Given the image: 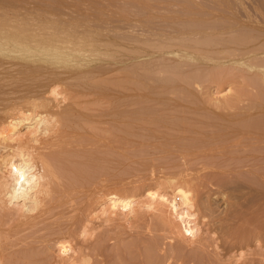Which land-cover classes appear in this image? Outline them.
Here are the masks:
<instances>
[{"label":"bare ground","instance_id":"bare-ground-1","mask_svg":"<svg viewBox=\"0 0 264 264\" xmlns=\"http://www.w3.org/2000/svg\"><path fill=\"white\" fill-rule=\"evenodd\" d=\"M11 21L0 20V53L26 61L14 60V64L20 66L19 71L15 69L17 67L11 68L34 79L36 77L40 79L43 73L47 74L53 79L51 82H54V78L64 76L55 79L58 80L55 84L49 83L50 98L48 96L44 98L45 95L39 98L37 94L40 91L33 89L29 91L27 88L26 98L22 99L21 94L20 99H14L15 103L5 106L7 108L4 113L7 116L0 115V264H108L110 259L107 258L110 257L114 261L122 259L123 262L118 260L115 264H124L123 259H129L126 261L127 264H264L262 225L259 223L262 230L259 232L253 228L255 223L253 227L250 226L252 231L255 229L258 232L252 234L247 230L251 235L248 233L246 236L244 234L238 236L239 234L235 235L233 232V223L240 219L237 218L240 217L237 214L242 209L243 212L244 207L251 205V199L246 196L247 194L238 193L240 190L236 192L232 190L229 194L223 191L230 189L228 185L233 179L227 174L226 176V171L221 168H228L223 163L229 164V158L232 157L235 160L237 156H234V153L237 152L235 155L240 153L243 160L237 157L236 162L232 160L234 165L229 164V168L236 166L238 160L242 161L243 163L239 162L236 166V170L246 168L247 172L251 171L248 172L252 174L250 178L256 176L257 180L263 181L261 178L264 176V44H261L264 42L258 43V37L244 33L248 36L236 35L227 40L209 38L204 42L194 43L195 45L184 41L181 43L182 49L167 51L189 60L185 61L187 63H180L182 67L184 65L189 67L186 71L185 67L183 71L181 66L176 67L177 65L169 68L166 65L159 70L160 73L164 72L162 74H169L170 80L174 81L173 84H178L183 91L189 92L186 93L188 100L189 94L195 92L196 87H200L206 80L211 79L210 81L217 84L230 82L232 86L239 85L243 90L219 99L217 108L230 111L234 107H240L239 109L245 110L239 114L235 111L224 115L222 112L216 113L215 116L218 118L214 119L215 112H212L214 110L211 111L213 117L209 116L210 113L204 112L208 117L204 113L198 115L194 109V111L190 109L191 112L186 109L188 111L180 110L178 116L174 115L175 117L171 118L163 113L158 114L159 109L156 112L146 105L147 99L153 97L150 95L153 91L150 90L155 88L148 89L147 78L152 71L145 68L144 63L140 68L134 67V64L133 69L120 66L118 62L121 61L111 59L115 54L108 52V48L103 50L105 46L101 48L97 45L101 38L96 40L94 35L61 34L59 26H49V22L46 21L38 26L34 24L26 26L25 21L23 25H18ZM211 32L205 36H212ZM104 43L106 42L100 44ZM110 59L116 64L114 69L103 63L109 62ZM56 62L62 63L54 65ZM85 73H92V77L89 78L91 77L90 82L92 80L93 83H88L89 87H86L84 83L87 82L82 81L84 84L82 88L80 85L83 84L75 85L80 88L77 90L80 95H92L91 98L89 96L78 98L79 95H76L75 98L67 99L58 92L60 79L63 80L65 76L74 78L75 75ZM86 76L87 74L84 75ZM173 84L168 86L171 87ZM179 87L176 85L175 89ZM167 89L168 87L165 90ZM251 90H256L257 96L253 95ZM251 95L257 97L252 98L257 101L245 103V100H252ZM192 99L193 97L190 101H194ZM185 112H195L197 115L186 116ZM211 118L214 120L209 121ZM147 121L171 130L197 133L198 136L192 134V143L189 145L188 140L179 138L180 135L175 137L177 143L174 144L177 149L184 145L180 149L183 153L177 154L185 158L187 155L190 157L193 155L199 160L205 159L206 162L209 158L212 160L209 163L213 164L215 157H219L220 161L216 164L218 166L214 167L216 169L220 167V170L225 172V176L222 172H217L220 174L219 178L222 176L227 178V181L218 185L220 195L209 191L204 195L201 192L205 182H202V175L198 173L202 168L194 167L190 169L192 171L197 169L195 174L189 169L176 171L177 173L170 178L165 176L158 184L156 182L155 185L145 187L143 194L135 195L129 192L131 190L129 182L127 183L129 180L122 176L118 177V174L116 176L113 169L119 167L116 166L117 163L121 162V165L126 163L123 159L129 158L133 145L136 144L134 142L131 144L130 141L135 139L132 136L139 137L143 134L142 129L150 123L146 124ZM143 136L139 141L146 144V141H143L148 138L145 134ZM178 138L181 140L180 143ZM118 153L124 158H117ZM222 158L226 161L221 160ZM240 164L243 165L239 166ZM238 172L235 176H238ZM102 192L107 195L106 198L101 197ZM97 207L100 209L96 210ZM203 222V225L207 224L211 232L217 234L216 237L220 239H217L218 244L213 247L215 259L211 257L207 243L203 236L201 237ZM248 225L251 224L248 223L247 227ZM77 226H80V230H77L80 231L78 233L80 239L75 240L73 230ZM102 227L107 228L108 235L100 237L93 244L89 243L88 240L93 238L95 228ZM241 227L243 226L239 228ZM128 238L129 241L133 240L131 244L129 241L125 244ZM112 240L117 241L114 243L117 247H108L107 243ZM219 241L222 242L219 244ZM107 248L111 249L112 254L115 252L113 248H119L121 251H117L118 254L115 252L116 255L113 257L112 254H108L110 252ZM127 253L129 256L124 258ZM130 260L133 262H129ZM104 261L108 263H102Z\"/></svg>","mask_w":264,"mask_h":264},{"label":"rangeland","instance_id":"rangeland-1","mask_svg":"<svg viewBox=\"0 0 264 264\" xmlns=\"http://www.w3.org/2000/svg\"><path fill=\"white\" fill-rule=\"evenodd\" d=\"M0 20L1 21L2 20H6V21L12 20L13 22L15 21V24L17 23L18 25L19 24L23 25V23L25 21L26 24H24V25H26V26L33 25V24L38 26V25H41L40 24L41 22L43 24L46 21V22H49V26H53V27L59 26L58 30L61 31L60 32L61 34L78 35V33H81L83 35H88V34L94 35V36H96L95 38H97L96 40H99L101 38L98 41L97 45L98 46L100 45L101 48L103 46H105L102 48L103 50L108 48L109 49L108 52L110 51L113 54H115L111 59L113 61H116V62L121 61V62H118L119 64H121L120 66L124 65L122 67L133 69L132 66L134 64L136 65V66L134 65V67L140 68V66H142V64L144 63L143 66H146L145 68H147V69L149 68V70L152 71L149 74L150 77L147 78V80L149 81V84L147 82V85H149L148 89H151L152 87H154L155 89L150 90V91H153V92H150V95H152L153 97H151V98L149 97L147 99L146 105L150 106V108L152 107V109L155 110L156 112L159 109L158 114L163 113L166 115V117L170 116L171 118L178 116L180 114L179 113L180 110L181 111H183V110L188 111L186 109H189V110L194 109L197 111L198 115L201 113L203 114L204 112L207 114L210 113L211 114V115L209 114L210 117H213L212 112L213 113L215 112V114H213L214 119L218 118L215 116L216 113L221 114L220 112H222V114L224 115V114L235 111V112H237V114H239V113L244 112L245 110H244V108L239 109L240 107L239 108L234 107L233 109L229 108L230 111L228 109L226 110L224 108H222L223 110L221 108H217L216 105L218 104L217 101L219 99L222 100L224 96L227 97L229 95L228 97H230L233 95V93L243 90V89H241V87L239 85H238V87H237V85H234V84H233L234 86H232L230 84V82H224L223 84H217V82L214 83L213 81H210L211 79L206 80L205 82H203L201 84L200 87H196L197 89L195 92L192 91V94H189L190 100L193 97L192 100H194L195 102L188 100L189 98L187 97L188 95L186 93H189V92L183 91L179 87L178 84H173L174 81L170 80L169 74H167V73L162 74L164 72L160 73L159 70H160V68L161 69L165 68L166 65H167V68H169L171 66L175 67L174 65H177L176 67L181 66L180 67L181 70L184 71V69H185V71H186V68L188 70L189 67L187 65H184L182 67V65H180V63L183 62L182 64H184V63H187L189 60L186 59L185 57L181 58V57H179V55L167 53V51L182 49L181 43H184V41H186V43H190V44L195 45V44L199 43V41L204 42L205 40H207L209 38L219 39V40H227V38H233L236 35H242V34L244 35V33L249 34L250 36L258 37V39H257L258 43L264 42V0H0ZM51 31H53V29ZM209 31H212L210 34L212 36H205V35H207L206 33H208ZM225 31H227V32H225ZM213 32H218V34L215 35V33H213ZM244 36H248V35H244ZM111 38L113 40H111ZM198 38L200 40H198ZM190 39H192L193 41ZM103 42H106V43L101 45L100 43H103ZM177 42L180 44H175ZM263 44L264 43H262L261 45H263ZM177 45H180V46H177ZM120 50H122V51H120ZM136 50H140L141 52L136 51ZM116 52L118 55L116 54ZM112 53H111V55H113ZM130 57L132 59H130ZM111 59H110L111 62L109 61L110 63L104 62V61H103V63L108 68L112 67L114 69V66H116V64H113ZM0 60H2V62H4V63L0 62V63H2V64H0V99H1L0 109L5 108L3 110L1 109V111H0L1 116H4V115L7 116V114L4 113V110H6V108L8 107L7 104L10 105L12 103H15L16 100L14 101V99H20V97H22V95L24 97V98L22 97V99L26 98L25 93L28 92V91H26L27 88L29 91L32 89L38 90V92L40 91L37 94L39 96V98H41L43 95H45V96H43L44 98H48V97L50 98V96L48 95V92L51 89V87L49 89V83L55 84V82L58 81V80L55 81V79H58L59 77L64 76V75H61L58 78H54V76H53L52 78H54V82H51V80L53 81V79H51V76L43 73V76H40V79H39V77H36L37 79L36 78L34 79V77H32L30 75H28V77H26V75H23L24 73L22 74L21 72H18L20 66L17 67L19 64L15 65L14 63H15V61L16 62H19V61L20 62L21 61L26 62L23 59L18 58V57H14L11 55H10V57L8 55L4 56L2 53H0ZM105 61H107V59ZM185 61H187V62H185ZM67 62L70 63L69 61H67ZM61 63L62 62H59V63L56 62L55 64L54 63H52V64L58 65ZM64 63H66V62H64ZM64 63H63V65H64ZM68 63H67V65H70ZM192 63L196 64L197 62H192ZM145 64H147V65H145ZM12 66L14 68L17 67L15 69H17L18 71L15 70L14 68H11ZM147 66H149V67H147ZM62 67L63 66H61V68ZM137 68H135V69L137 70ZM139 70L140 69H138V71ZM86 74H87L86 77H88V78L84 77V75H86ZM157 74H160V76L159 75L157 76ZM161 75H166V76H161ZM48 76L50 77V80H49ZM89 76L92 77V73L91 74L85 73L83 75H81V74L75 75L74 78L73 77L71 78L70 76L68 78L67 76H65L64 79L62 78L63 80L60 79L62 82H60V80H59V83H58L59 85L57 87V90L59 88L58 92L62 93V95H64V96H66L67 99L75 98L76 95H79L78 98H83V97L88 98V96L91 98L92 95H88V96L86 95L85 96V95H80L77 92V90L80 89L78 87V85L83 84V83H81L82 81L87 82V83H84V84H86V87H89L88 83L89 84L91 82L93 83L92 80L90 82L91 77L89 78ZM66 77H67V79H66ZM77 77H79V78H77ZM39 80L42 83L38 82ZM161 80H165V82L163 81V83H162ZM33 83H35V84H33ZM75 83H77L78 85L76 86ZM158 83L160 85H158ZM165 83H167V85ZM84 84L80 85V87L82 88V86H84ZM170 84H173V85H171V87H170V86H168ZM36 85L38 88L35 87ZM174 85H175V87H173ZM176 85L179 87L178 89H175ZM164 87H165V89H166V87H168V89L167 90L161 89ZM22 88H25V89H22ZM42 89H44V90H42ZM194 89L195 88H193V90ZM45 91H47V93ZM251 91H252L253 95L258 94V92L256 90H254V91L251 90ZM36 93H37V91H36ZM36 93H35V95H36ZM40 93H41V96H40ZM253 95H251V96H253ZM252 98H254V96L251 97V99ZM256 98H254V99H256ZM9 99H10V101H9ZM184 99L188 100L189 102L188 101L186 102ZM255 101H257V100H253V99L252 100H245V103L248 104V102L252 103ZM181 102H182V104H181L182 106L180 105ZM160 103H162V104H160ZM183 103H187L186 104L187 106ZM188 103H190V104L188 105ZM5 106H7V107H5ZM188 106H190V107L188 108ZM191 106H192V108H191ZM183 107L185 109H183ZM196 107H198V108L201 107V108L196 109ZM161 108H163V109H161ZM212 110H214V111H212ZM190 112H191V110H190ZM190 112L189 113L185 112V115L186 116L188 114H190L192 116L197 115L195 112H192V113H190ZM205 113H204V115L208 116ZM155 116H157V114ZM4 118H6V117H4ZM212 119L213 118L209 119V121H212ZM148 122H150V121H147L146 124ZM152 123L153 122H150L149 124H147V126H145L146 127L145 129L144 128L142 129V131H144L143 134H145V136H147V138H148V139L145 138L146 140H144V138H142L144 140L143 142L146 141V144L143 143L144 144L143 145V144H141V141H139V139L141 140L140 137H144L143 134L140 133L141 135L139 137L138 136L137 137L132 136L135 139L132 138L134 140L130 141L132 145H133V142L138 144V145L134 144L132 151L130 150L131 151V153H130L131 157L129 156V158L123 159L124 157L122 155H120L119 153L117 154V158L126 160L125 161L126 163L124 165H121L122 164L121 162H120V164L117 163L116 166H119V167H117V169H113V170L115 171L116 176L119 175L118 177L122 176V177H124V179L129 180V181H127V183L129 182L128 183L129 187H131V190L129 192H131L132 194H135V195L143 194L145 192V190H144L145 187H148L150 184L155 185L156 182L158 184V182L163 180L165 176H166V178H168V177L170 178L171 176H173L177 173L176 171L179 172V171H183V170H187V169L191 170L190 168L194 167V168H198V169L202 168L204 170L207 169L205 171L200 169L202 172L200 171V173H198V175H202V180H203L202 182H205V183H203V186H202L203 188L201 189V192L204 195L208 194V193H206V191L212 192L214 194L219 193V195H220V192H218V189H219L218 185H220L224 181H227V178L224 177L227 174L231 177L230 179H233L232 180L233 182H231L228 185L230 189H226L223 191L225 193L229 194V193H231L232 190L234 192L240 190L241 192L239 191L238 193H240V194L243 193L242 195L247 194L246 196H248V198L251 199V203H250L251 205L250 206H253V207L248 206L249 208H251L250 211H249L248 207H244L245 209H247V210L244 209V211H243V212H245V214L243 212H241L243 209L240 210V212H239L240 214L239 213L237 214V216L240 215V217H237V216L236 217L240 218L241 221L239 222L240 219L239 220L236 219V221H235L236 223L235 222L233 223L234 224V230L237 231V233H236L233 230L234 234L235 235L239 234L238 236L244 234V236H246V235H248L249 231L252 233V232H256V230L259 232L262 228L264 229V197H263L264 196V185H263L264 184V176L263 177L261 176L262 177L261 179H263V181L257 180L256 176H254V178H252V177L250 178V176H252V174H250L248 172H251V171L249 170L247 172L246 168H244V169L241 168L240 170H238V169L236 170L235 168L239 164V162L243 163L242 161L238 160V162H237L238 164H235L236 166H232V165H234V162H236L235 160L237 159V157L241 158L240 156H242V155L240 153H239L240 155L239 154L235 155L237 152L234 153V156H237L234 158L235 160H233V157H232V159L229 158L230 161L229 160L228 161H229V164L230 163L232 164V165H230L232 167L229 168L228 162L223 163V165L225 164L226 166H228V168H226L228 171L225 169V167H221V168H223L224 171H226V173L222 172L223 170H220V167H218L219 169H216L218 166L216 164H218L220 161L219 157L218 158L215 157L216 160H218V159L219 160L217 161V163H215L216 160H214L215 162L213 164V163H209V161H212V160H209V158H207L208 161L206 162L205 159L199 160L198 158H196L193 155H191V157H190V155L189 156L187 155L186 158L178 155L179 152L183 153V150H180V149H182V147L184 145H182L183 143H181V145H182V146H180L181 148H179V146H178L179 149H177V147H175V144H174V143H177V139L175 137L179 136V135L182 136V137L179 136V138L181 140L186 139L185 141L188 140L189 143L188 142H186V143H188L187 145H189L192 143L191 136L194 133H191L188 131L184 132V131L175 130V129H172L173 130L172 131L168 127H165L162 125L157 126L158 124H156V123L152 124ZM155 125L157 127H155ZM157 128H158V130H157ZM150 129H151V131H150ZM147 130H148V132H147ZM152 130L155 132H152ZM163 131H164V133H163ZM156 132H157V134H155ZM148 133H152V134H148ZM188 133H191V135ZM195 135L198 136L197 133H195L193 136H195ZM155 136H157L158 138ZM185 136H186V138H185ZM179 138H178V141H179L178 143H180V141H181V140H179ZM174 139H176V140L173 141ZM160 140H162V141H160ZM131 144H128V145H131ZM263 146H264V144H263ZM176 151H178V152H176ZM232 152L233 151H231V153ZM181 153H180V155H181ZM230 155L233 156V154H230ZM181 157L184 159L182 160ZM193 157H195V158H193ZM227 157H231V156L227 155ZM128 159H129V161H128ZM188 159H190V160L193 159L194 161L193 160L190 161ZM211 159H214V157H211ZM225 159H227V158H225ZM241 159L243 160V158H241ZM195 160H198V161H195ZM221 160H223V158ZM164 161H167V162H164ZM223 161H226V160H223ZM260 161L262 162V159H260ZM122 162H124V161H122ZM150 162H151V164H150ZM253 162L256 163L255 161H253ZM171 163H173V164H171ZM220 163L222 164V161ZM210 164H213V165L210 166ZM221 164H219V165H221ZM253 164H251V165H253ZM146 165L150 166V167L148 168ZM197 165H199V167ZM214 165H216L215 166L216 168L214 167ZM242 165L243 164H240L239 166H242ZM180 166H181V168H180ZM182 166H184V167H182ZM230 169H234V171H231ZM195 171H197V169H195V170L193 169V171L191 170V172H194L193 174L196 173ZM219 171L223 173L222 175H224V173H225L224 176L221 175L223 178L222 177L219 178L220 174L217 173ZM229 171H231V172H229ZM213 172L217 175H213L214 174ZM237 172H238V176H235L237 174ZM166 173H169V174H166ZM202 173H204V174H202ZM211 173H213V174L210 175ZM233 173H235V174H233ZM239 173H241V175ZM244 173H246L247 175ZM162 174H165V175H162ZM204 175H205V177H204ZM156 176H158L159 178ZM200 179H201V176H200L199 180ZM258 179H260V176L258 177ZM126 180H124V181H126ZM254 180H257V182L255 183ZM258 181H259V183H258ZM232 188H234V189H232ZM140 189L141 190L143 189L144 191L143 190L140 191ZM210 190H212V191H210ZM254 190L257 193L256 195H255ZM212 193H210V194H212ZM101 195H102L101 197H105V198L107 197V195L104 192H102ZM216 195H218V194H216ZM249 196H251V197H249ZM253 201H255L256 203ZM252 203H255V204L252 205ZM99 209L97 207L96 210H99ZM256 222H258V224ZM246 223L247 224L249 223L251 225H248V227H247ZM259 223L262 225L261 229H260L261 225L259 226ZM203 224H204V222L201 225H203ZM207 226L208 225L206 224V225H203V227H201V230L203 228V230H202L203 232H201V237L203 236L202 238L207 243L208 249L210 250V251L209 250L208 251L211 253V254L210 253L209 254L211 255V257L213 259H215L216 255H215L213 247L216 244H218L216 242H218V240H220V239H218V237H216L217 234H215L214 232H213L214 233L213 234L211 232L209 226H208V228H207ZM240 226H243V227L246 226V227L245 228L241 227L242 228L241 229V228H239ZM250 226L255 228L256 230L253 229L254 231H252V228H249ZM79 227L77 226L73 230V233H74L73 239H75V240L80 239V237L78 235V233L80 231L77 232V230H80ZM236 229H240V230H236ZM243 229L246 231L244 232ZM247 230H249V231H247ZM107 231L108 230L106 227L95 228V230L93 231V238L88 240V242L91 244L95 243L100 237L107 236L108 235V234H106ZM258 232H256V233H258ZM202 233H203V235H202ZM251 233H249V235H251ZM260 233H262V232H260ZM252 234H255V233H252ZM263 234H261V235L263 236ZM252 236L255 237V235H252ZM247 237H250V236H247ZM130 240H132V239H130ZM115 241L116 240L109 241V243H107L108 247L110 246L109 248H112V246L115 245L114 243L117 242V241L116 242ZM128 241H129V238L127 239V241H125V244ZM132 241H129L128 243L131 244ZM226 241H228V240H226ZM220 242H222V241H219V244H220ZM114 247H117V246H114ZM109 248H107V250L110 253H108V252L107 253L110 255L112 253L110 251L111 249L109 250ZM122 248L123 247H121V249ZM114 250H115V252L121 251V250H119V248H117V249L113 248V251ZM115 252H113L114 254H112L113 257H115L114 255H116ZM118 252H117V254H118ZM108 254H107V256H108ZM128 256H129V254L127 253L126 255H124V258L128 257ZM131 257H129V258L131 259ZM107 259H110L109 263H111V264H115V262H118V260L123 262L122 259H116L115 261L113 260V258L111 259V257L107 258ZM123 260H125L124 264H127L128 262H126V261H128L129 259H123ZM106 261H104L102 263H105ZM112 261H114V262L112 263ZM129 262H133V261L130 260ZM106 263H108V262H106ZM117 264H119V263H117ZM129 264H134V263H129Z\"/></svg>","mask_w":264,"mask_h":264}]
</instances>
